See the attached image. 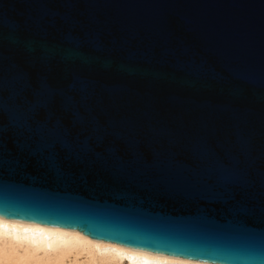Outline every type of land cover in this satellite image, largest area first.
<instances>
[{"label": "water", "instance_id": "1", "mask_svg": "<svg viewBox=\"0 0 264 264\" xmlns=\"http://www.w3.org/2000/svg\"><path fill=\"white\" fill-rule=\"evenodd\" d=\"M0 217L264 264V0H0Z\"/></svg>", "mask_w": 264, "mask_h": 264}, {"label": "clouds", "instance_id": "2", "mask_svg": "<svg viewBox=\"0 0 264 264\" xmlns=\"http://www.w3.org/2000/svg\"><path fill=\"white\" fill-rule=\"evenodd\" d=\"M125 261L182 264L97 243L78 233L0 217V264H125Z\"/></svg>", "mask_w": 264, "mask_h": 264}, {"label": "bare ground", "instance_id": "3", "mask_svg": "<svg viewBox=\"0 0 264 264\" xmlns=\"http://www.w3.org/2000/svg\"><path fill=\"white\" fill-rule=\"evenodd\" d=\"M6 219H8V218H6ZM8 220L19 221V220H13V219H8ZM23 222H25V221H23ZM38 225H40V224H38ZM40 226H45V225H40ZM47 227H50V226H47ZM53 228H55V227H53ZM57 229H59L61 231L78 233V232L64 230V229H60V228H57ZM78 234L84 236L87 239H91L92 241L97 242V243L111 244V245H113L115 247H119V248L125 249L128 252L143 253L147 257H151V258L164 259V260H170V261H181L182 264H212V263L200 262V261H195V260H189V259H184V258L173 257V256H168V255H163V254H157V253H152V252H148V251H143V250H139V249H134V248L126 247V246H123V245H120V244H117V243H112V242H108V241L93 239V238H90V237H88V236H86V235H84L82 233H78ZM81 259L83 260V259H85V257H81ZM125 264H128V261H125Z\"/></svg>", "mask_w": 264, "mask_h": 264}]
</instances>
